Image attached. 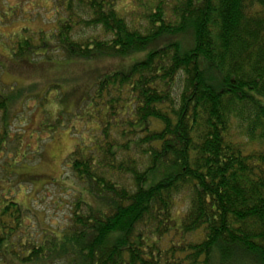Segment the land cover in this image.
<instances>
[{
  "label": "trees",
  "instance_id": "16d2710c",
  "mask_svg": "<svg viewBox=\"0 0 264 264\" xmlns=\"http://www.w3.org/2000/svg\"><path fill=\"white\" fill-rule=\"evenodd\" d=\"M63 1L56 33L11 58L124 63L74 108L96 128L67 161L83 192L65 224H34L0 179V264H264V0H157L137 19ZM23 93L0 91V151Z\"/></svg>",
  "mask_w": 264,
  "mask_h": 264
},
{
  "label": "rangeland",
  "instance_id": "374dc122",
  "mask_svg": "<svg viewBox=\"0 0 264 264\" xmlns=\"http://www.w3.org/2000/svg\"><path fill=\"white\" fill-rule=\"evenodd\" d=\"M63 2L0 0V91L12 86L24 91L13 108L17 115L0 151L1 187L6 191L12 189L14 198L30 209L34 224L38 221L35 215L40 220L45 218L47 223L65 224L68 205L83 192L79 185L72 183L69 173H65L66 165L82 140L90 144L96 125L78 120L73 111L85 97L84 83L92 85L97 72L98 76L109 74L117 69L119 61L120 65L124 63L122 59L107 58L90 65L53 67L37 64L42 57L27 55L21 61L11 58V48L22 39L30 37L33 45L40 47L42 38H48L53 31L56 33L54 29L61 18L57 13L66 15ZM156 3L157 0H118L116 9L122 15L131 12L130 17L137 19L147 10L155 9ZM56 45L54 42L51 49ZM51 49L47 58L61 61L62 57ZM42 53L44 51H40ZM26 57L34 60H25ZM79 72L83 75L75 74ZM55 84L68 93L66 99L62 97L61 105L58 104L60 95L55 90L45 95L48 87ZM32 96L42 98V103L30 98ZM44 97L47 100L44 101ZM60 109L63 115L59 118Z\"/></svg>",
  "mask_w": 264,
  "mask_h": 264
}]
</instances>
